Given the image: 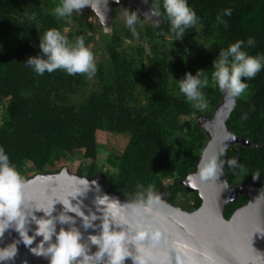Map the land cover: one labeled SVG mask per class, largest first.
I'll return each mask as SVG.
<instances>
[{
	"label": "trees",
	"instance_id": "obj_1",
	"mask_svg": "<svg viewBox=\"0 0 264 264\" xmlns=\"http://www.w3.org/2000/svg\"><path fill=\"white\" fill-rule=\"evenodd\" d=\"M54 1L0 0V146L25 179L31 177L28 170L44 172L56 152L66 155L81 150L92 161L81 165L77 174L93 177L104 169L98 163V131L126 133L130 140L121 156L108 159L115 168L106 170L110 192L129 199L135 196L137 184L152 186L156 192L164 187L170 201L186 208L180 198L192 197L189 210L198 209L202 198L198 192L189 194L180 181L194 171L208 140L197 116L212 114L222 99L218 86L211 85L213 64L221 49L249 37L255 38L256 46L245 50L250 55L264 54V0H188L201 18L204 41L199 44L186 40L195 29L175 41L166 17L159 28L152 24L147 29L153 45L150 54L143 49L121 50V36L114 35L110 59L99 69L102 90L79 107L67 103L66 94L85 84L84 75L69 76L57 70L40 76L26 65L35 56L31 50L21 44L15 50L6 49V44L22 36L41 34L40 28L60 30L66 22L52 15L59 4ZM157 2L151 0L153 6ZM159 3L163 11V0ZM227 8L233 12L224 17L229 25L225 28L217 24L216 17ZM33 12L39 13L38 26L27 18ZM199 70L210 81L203 89L209 112L195 109L179 90V80ZM246 82L249 87L238 98L227 124L252 145H233L221 159L239 162L237 168L224 167L232 185L251 182L264 189V71ZM244 114L247 119H242ZM256 172L259 180L253 179ZM247 199L243 195L229 204L226 217Z\"/></svg>",
	"mask_w": 264,
	"mask_h": 264
},
{
	"label": "clouds",
	"instance_id": "obj_2",
	"mask_svg": "<svg viewBox=\"0 0 264 264\" xmlns=\"http://www.w3.org/2000/svg\"><path fill=\"white\" fill-rule=\"evenodd\" d=\"M103 4L106 5L107 0H103ZM100 6L101 0H61L52 15L70 22L74 14L77 15L86 7H91L94 13L101 15ZM162 7L163 11L158 0L145 18L153 21L154 28H159L161 18L166 17L175 41L182 40L189 29H195L198 33L202 30L201 18L189 6L188 0H163ZM232 12L231 8L223 9L216 17L217 24L229 27L224 17H231ZM38 15L39 13L33 12L27 18L38 26ZM124 17L132 36L139 39L137 28L142 27L140 15L126 9ZM101 18L106 21L105 16ZM65 32L67 29L62 32L52 28L41 35L39 47L42 55L30 57L26 65L40 76L46 72L62 70L69 76L80 74L88 79L94 78L98 70L97 63L94 53L86 46L85 38L79 36L72 41ZM255 46L256 40L253 37H249L246 42L238 40L228 48L221 49L219 58L214 61L211 85L218 86L222 93H226L232 99L233 105L246 93L249 87L246 81L255 79L264 71V54L250 55L245 50ZM209 83V77L203 70H199L195 75L187 73L179 80V90L189 104L203 111L208 107L203 89ZM242 119H247V114ZM225 139L228 140L227 137ZM231 139L234 140L235 137ZM226 153L227 144L216 152L205 151L202 154L197 173L200 182H217L223 174L225 164L230 168L239 167L235 158L227 161L221 159ZM260 177L259 172L253 173V179L259 180ZM27 183L4 147L0 146V239L10 228H14L21 238L6 247H0V264L15 259L18 244L22 242L25 246H31L37 237L42 239L36 247L31 248V252L49 259L50 264H126L129 258L132 264H154L153 249L163 245L178 251L175 242L170 241L159 226L156 210L163 207V204L160 195L152 186L137 184L135 196L129 198V202L125 204L107 194L99 195L95 200L96 211L89 209L90 214H86L81 204L73 205L70 198L85 195L90 190L88 180H81L78 185L73 186L63 199L54 196L51 208L30 207L25 191ZM224 184L227 187L226 182ZM97 191H100L99 186ZM57 202H62L64 211L54 216ZM35 211H43L48 218H37ZM68 213H74L75 216ZM29 217L36 225L33 235H29ZM76 217L81 218L85 231L99 229V234L89 235L87 241H84ZM98 220L99 224L96 223ZM58 224L62 226L59 231ZM64 225L68 227H63ZM92 246L98 249L94 254H90ZM176 260L177 264H185L179 256Z\"/></svg>",
	"mask_w": 264,
	"mask_h": 264
},
{
	"label": "water",
	"instance_id": "obj_3",
	"mask_svg": "<svg viewBox=\"0 0 264 264\" xmlns=\"http://www.w3.org/2000/svg\"><path fill=\"white\" fill-rule=\"evenodd\" d=\"M124 3L135 6L144 17L149 15L153 8L151 0H107L106 5L101 0V15L96 14L100 25L109 27L114 8ZM86 8L92 10L91 7ZM101 16H105L106 21L102 20ZM237 105L238 99L233 105L232 99L223 93L221 102L215 107L212 115L199 117V124L207 134L208 140L194 171L181 180L180 185L185 187L188 193L198 192L203 200L202 205L198 209L189 210L170 201L166 195V188L162 187L157 191L163 204V207L156 210L159 226L165 231L168 239L175 242L178 251L163 245L153 249L154 264H177V256L184 260L185 264H264V189L251 182L232 185L225 169L217 182L202 183L197 176L201 156L205 151L216 152L225 144L227 149L237 144L252 145L250 140L237 136L229 130L227 122ZM226 137L228 140L225 139ZM232 137L235 139L232 140ZM81 180H88L90 190L83 196L70 199L73 205L81 204L86 214H90L89 209L96 211L95 200L99 195L107 194L113 199H118L121 204L129 202V199L110 192L111 181L105 172H99L91 177L72 173L65 166L60 171L38 172L26 179L28 183L25 191L30 207L51 208L54 196L65 198L67 192ZM97 186L100 191H97ZM243 195L247 196V202L238 206L231 217L227 218V206L237 203ZM63 211L64 205L62 202H57L53 215L58 216ZM68 214L75 216L74 213ZM34 215L37 218H48L43 211H35ZM76 220L77 226L83 232L84 241H87L89 235L99 234V229L85 231L81 218L76 217ZM29 221V235H33L36 225L31 221V217ZM96 223L99 224L100 221ZM60 227L62 226L58 224L57 231ZM20 239L19 233L14 228H10L0 239V247H6ZM41 239L37 237L31 246H25L22 242L18 244L17 256L6 264H50L49 259L31 252V248L36 247ZM97 250L96 246H92L90 254H94ZM126 264H132V260L129 258Z\"/></svg>",
	"mask_w": 264,
	"mask_h": 264
},
{
	"label": "rangeland",
	"instance_id": "obj_4",
	"mask_svg": "<svg viewBox=\"0 0 264 264\" xmlns=\"http://www.w3.org/2000/svg\"><path fill=\"white\" fill-rule=\"evenodd\" d=\"M55 3L61 2V0H55ZM58 4V5H59ZM128 4V3H127ZM126 3L122 4L119 7L114 8L113 17L109 27H103L100 25L99 18L90 9H83L81 12L77 13V17L73 15L70 22H66L60 29L64 32L67 29V32L64 34L69 37L70 40L74 41L75 38L83 36L85 38L86 46L90 47L92 52L95 55L97 63V73L94 78L88 79L86 76L85 84L78 86L74 91L68 92L67 103L79 107L84 104L88 98L94 92H100L102 90L101 79L99 77V69L101 63H107L110 59L109 48L112 45V40L114 35L121 36V50L125 51H134L138 49H143L145 54H150L153 51V45L148 41L147 38V29L149 26H152L153 21L147 20L135 6L127 5ZM128 9L131 12H137L140 15L141 26H138L137 30L139 32V39H136L132 36L131 31L125 24L124 12ZM41 29V34L37 36L30 35L22 36L17 41L13 43L6 44V49L15 50L20 44L29 50H31L35 56L42 55V50L40 49L41 35H43L46 30ZM166 39L171 40L172 37L170 34L160 31ZM190 43L196 44L204 41V35L202 30L198 33L195 32L193 35H190L186 38ZM210 106H208L204 111L209 112ZM212 111V110H211ZM204 115L211 116L203 113ZM196 115V114H195ZM2 108L0 109V119L2 118ZM197 116V115H196ZM200 117L199 115L197 116ZM185 119H188L185 117ZM98 140L100 142V153L98 158V163L104 167L102 170L106 173V170L114 171L115 168L108 162L109 158L117 159L121 156L125 148L127 147L130 135L126 133H112L109 131L100 130L97 133ZM82 152V150H81ZM81 152H74L73 154H63L55 153L51 160V163L48 167L45 168L44 172H57L60 171L63 167L67 166L72 173L77 174L79 172V167L81 165L88 166L91 163V159H86ZM84 152V151H83ZM32 164H29V167H32ZM27 170V169H26ZM31 176H34L36 173L33 169V172L28 170ZM192 195V193H189ZM181 203L186 205V209H190L194 203L192 197H181ZM185 208V207H184Z\"/></svg>",
	"mask_w": 264,
	"mask_h": 264
}]
</instances>
